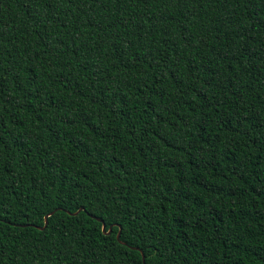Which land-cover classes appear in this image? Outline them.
I'll use <instances>...</instances> for the list:
<instances>
[{"label": "trees", "instance_id": "trees-1", "mask_svg": "<svg viewBox=\"0 0 264 264\" xmlns=\"http://www.w3.org/2000/svg\"><path fill=\"white\" fill-rule=\"evenodd\" d=\"M140 252L264 264V0H0V264Z\"/></svg>", "mask_w": 264, "mask_h": 264}, {"label": "water", "instance_id": "water-1", "mask_svg": "<svg viewBox=\"0 0 264 264\" xmlns=\"http://www.w3.org/2000/svg\"><path fill=\"white\" fill-rule=\"evenodd\" d=\"M53 212V210L52 211H50V212H48V213H46L45 215H44V223H43V225L42 226H37V228L38 229H42L44 226H45V224H46V217H47V215H49V214H51ZM97 219V218H96ZM98 220H100V219H98ZM101 221V220H100ZM110 228H111V225H109L108 226V228H107V230H104V223L103 222H101V231L103 232V233H109L110 232ZM119 232H120V226H118V229H117V232H116V234H115V238L118 240L119 239ZM140 254H141V261H142V264H144L143 263V258H144V256H143V254H142V252H140Z\"/></svg>", "mask_w": 264, "mask_h": 264}]
</instances>
